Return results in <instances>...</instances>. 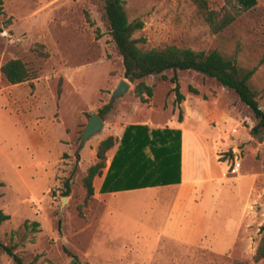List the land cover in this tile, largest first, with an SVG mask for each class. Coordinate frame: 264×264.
<instances>
[{"label": "rangeland", "instance_id": "rangeland-1", "mask_svg": "<svg viewBox=\"0 0 264 264\" xmlns=\"http://www.w3.org/2000/svg\"><path fill=\"white\" fill-rule=\"evenodd\" d=\"M206 1L213 10L225 3ZM2 3L0 67L21 59L35 77L12 85L0 72L1 244L23 264H72L65 251L79 264H264L253 259L264 223V130L252 131L258 121L231 89L194 71H166L165 79H144L153 90L144 102L124 78L103 0ZM124 9L129 21L143 23L133 35L142 49L217 51L242 70L256 68L248 87L264 111V0L219 34L210 32L193 0H124ZM120 80L129 87L112 99ZM106 105L103 129L82 144L90 115ZM181 107V129L195 131L204 148L196 170L222 171L215 211L197 246L160 238L164 215L153 192L86 200L83 186L102 140L115 139L106 168L126 126L178 127ZM0 264H15L1 247Z\"/></svg>", "mask_w": 264, "mask_h": 264}, {"label": "trees", "instance_id": "trees-1", "mask_svg": "<svg viewBox=\"0 0 264 264\" xmlns=\"http://www.w3.org/2000/svg\"><path fill=\"white\" fill-rule=\"evenodd\" d=\"M224 5L213 10L208 7L206 0H193L204 23L212 34H219L234 23L239 16L254 8L257 0H224ZM103 18L116 50L122 59L124 78L134 83V94L146 102L153 95L151 86L144 83V79L151 76H161L166 71H194L204 77L215 79L221 86L231 89L239 100L247 106L258 121L252 130H264V111L260 109L255 94L249 89L248 82L256 68L242 70L232 59L223 57L217 51H193L173 45L148 50L138 46L140 42L133 35L142 29L143 23L139 19L129 21L124 9V0H103ZM3 3L0 0V15L3 14ZM1 31V29H0ZM40 47H42L40 45ZM40 55L45 54L39 52ZM0 72L5 80L12 85L21 84L33 79V72L21 59L6 61ZM175 84L176 104H180L184 97L178 91L176 75L170 78ZM197 95L198 91L189 87ZM146 95V99H144ZM106 105L99 110L102 117L108 110ZM178 121H181L179 109ZM180 142L181 132L169 128L150 130L144 125H128L119 140L116 151L111 159L100 193L133 190L180 182ZM115 145V139L109 136L97 146L98 162L90 166L83 178L86 189V200L94 194L93 180L101 176L105 168L106 153ZM68 195V182H65ZM2 216L0 215V221ZM37 224H34L36 226ZM261 238L256 247L253 259L255 262L264 258V223L259 227ZM4 253L12 258L15 264H23L22 260L13 252V247L0 243ZM71 258L72 264H79L76 255L65 251Z\"/></svg>", "mask_w": 264, "mask_h": 264}, {"label": "crops", "instance_id": "crops-1", "mask_svg": "<svg viewBox=\"0 0 264 264\" xmlns=\"http://www.w3.org/2000/svg\"><path fill=\"white\" fill-rule=\"evenodd\" d=\"M180 110L183 111L184 108L181 107ZM177 122L178 127L163 126L153 121L133 123L130 125H144L150 130L169 128L181 132L180 182L178 184L100 193L99 189L113 154L108 161L105 171L102 172L101 176L94 178L93 188L94 194L103 196V198L106 196L136 194L139 192L140 194L148 191L153 192V199L157 203L156 207L162 209V214L164 215V220L160 227V238L167 242L197 246L200 245L208 227L209 219L215 211L222 186L220 183L222 171L213 174L210 167L208 170H203L202 172L196 170L199 167L198 154L204 149L202 141L198 139L199 135L195 131L181 129L183 125L185 126L184 120L180 122L177 120ZM234 179L236 178L234 177Z\"/></svg>", "mask_w": 264, "mask_h": 264}, {"label": "water", "instance_id": "water-1", "mask_svg": "<svg viewBox=\"0 0 264 264\" xmlns=\"http://www.w3.org/2000/svg\"><path fill=\"white\" fill-rule=\"evenodd\" d=\"M128 87L129 85L125 80H120L112 93V99L121 96L128 89ZM102 129L103 121L101 118L96 113L91 114L81 136L82 144H84L93 135L99 133Z\"/></svg>", "mask_w": 264, "mask_h": 264}, {"label": "built area", "instance_id": "built-area-1", "mask_svg": "<svg viewBox=\"0 0 264 264\" xmlns=\"http://www.w3.org/2000/svg\"><path fill=\"white\" fill-rule=\"evenodd\" d=\"M238 169H239V165H233V166H232V170H233V171H237Z\"/></svg>", "mask_w": 264, "mask_h": 264}]
</instances>
